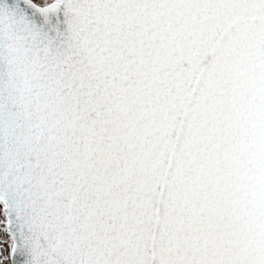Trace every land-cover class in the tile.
Segmentation results:
<instances>
[{
  "label": "snow or ice",
  "instance_id": "snow-or-ice-1",
  "mask_svg": "<svg viewBox=\"0 0 264 264\" xmlns=\"http://www.w3.org/2000/svg\"><path fill=\"white\" fill-rule=\"evenodd\" d=\"M0 264H264V0H0Z\"/></svg>",
  "mask_w": 264,
  "mask_h": 264
}]
</instances>
